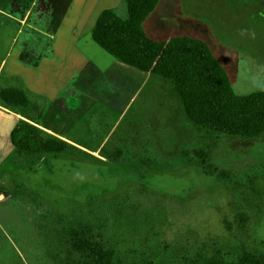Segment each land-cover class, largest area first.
Here are the masks:
<instances>
[{"label": "rangeland", "instance_id": "374dc122", "mask_svg": "<svg viewBox=\"0 0 264 264\" xmlns=\"http://www.w3.org/2000/svg\"><path fill=\"white\" fill-rule=\"evenodd\" d=\"M161 6L184 17L163 23L166 42L197 32L187 16L215 29L223 23L242 42L241 52L224 54L236 66L234 91L264 89V18L252 2L162 0ZM114 9L125 17L123 1ZM79 46L101 68L115 61L90 32ZM143 77L150 87L135 94L128 117L141 106L147 114L131 120L139 131L131 142L106 140L87 125L74 144L63 140L65 153L31 159L14 151L11 139L19 137L10 121L0 139V264H77L73 232L109 251L113 264L264 259V132L244 137L195 125L172 82ZM212 144L200 163L197 151Z\"/></svg>", "mask_w": 264, "mask_h": 264}, {"label": "crops", "instance_id": "0c3cea01", "mask_svg": "<svg viewBox=\"0 0 264 264\" xmlns=\"http://www.w3.org/2000/svg\"><path fill=\"white\" fill-rule=\"evenodd\" d=\"M121 1L0 0V83L24 89L32 98H40L33 124L41 130L74 144L72 135H77L83 122L88 121L106 140L131 142L139 132L133 128L131 120L147 114L141 106L134 116L128 117L138 97L135 94H143L141 89L149 85L143 75L151 73L157 80L172 82L174 94L171 79L153 71H141L116 59L108 67L101 68L90 62L80 48L83 34L91 31L99 13L107 8L114 9ZM161 1L142 23L147 36L156 41H164V22L174 19L178 22L181 18V11L173 6L163 11ZM186 18L197 31L189 36L208 44L227 72L232 87H236L237 81L232 76L236 66L233 67L225 55L241 52L238 46L241 40L221 22L217 24L219 29H215L200 19ZM158 106L157 102V109ZM20 118L0 106V139L2 133L10 129V121L14 130Z\"/></svg>", "mask_w": 264, "mask_h": 264}, {"label": "trees", "instance_id": "16d2710c", "mask_svg": "<svg viewBox=\"0 0 264 264\" xmlns=\"http://www.w3.org/2000/svg\"><path fill=\"white\" fill-rule=\"evenodd\" d=\"M122 1L125 17L113 8L104 9L90 31L92 40L101 49L120 62L171 79L175 98L195 125L244 137H256L264 132V89L235 93L227 72L201 39L178 35L166 42L147 36L142 23L159 0ZM249 1L255 5L252 9L264 18V0ZM40 101L24 89L0 83V106L21 116L14 129L19 139H11L14 151L31 159L48 153L63 154L68 149L59 137L33 124ZM213 145L197 151L200 163L210 157ZM71 238L73 249L80 257L77 264H113L109 251L84 233L73 232ZM199 264H264V259L243 255L232 263Z\"/></svg>", "mask_w": 264, "mask_h": 264}, {"label": "flooded vegetation", "instance_id": "af4514ba", "mask_svg": "<svg viewBox=\"0 0 264 264\" xmlns=\"http://www.w3.org/2000/svg\"><path fill=\"white\" fill-rule=\"evenodd\" d=\"M69 105V104H68ZM87 125H90L88 121H84L78 133H80ZM91 126V125H90ZM73 137V135H72ZM75 143V142H74ZM79 144V143H78ZM81 145V144H80ZM82 147V146H81Z\"/></svg>", "mask_w": 264, "mask_h": 264}]
</instances>
